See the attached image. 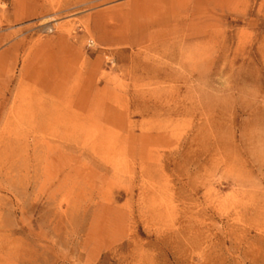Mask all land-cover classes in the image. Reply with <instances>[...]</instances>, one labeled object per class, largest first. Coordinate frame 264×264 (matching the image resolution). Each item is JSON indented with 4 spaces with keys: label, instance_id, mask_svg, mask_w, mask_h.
<instances>
[{
    "label": "rangeland",
    "instance_id": "374dc122",
    "mask_svg": "<svg viewBox=\"0 0 264 264\" xmlns=\"http://www.w3.org/2000/svg\"><path fill=\"white\" fill-rule=\"evenodd\" d=\"M0 264H264V0H0Z\"/></svg>",
    "mask_w": 264,
    "mask_h": 264
}]
</instances>
